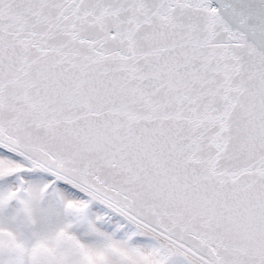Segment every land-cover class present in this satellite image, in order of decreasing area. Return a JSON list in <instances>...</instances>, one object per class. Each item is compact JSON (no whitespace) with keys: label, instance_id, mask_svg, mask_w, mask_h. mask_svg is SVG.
Here are the masks:
<instances>
[{"label":"snow or ice","instance_id":"snow-or-ice-1","mask_svg":"<svg viewBox=\"0 0 264 264\" xmlns=\"http://www.w3.org/2000/svg\"><path fill=\"white\" fill-rule=\"evenodd\" d=\"M0 264H264V0H0Z\"/></svg>","mask_w":264,"mask_h":264}]
</instances>
